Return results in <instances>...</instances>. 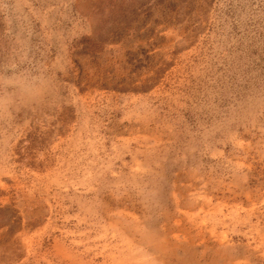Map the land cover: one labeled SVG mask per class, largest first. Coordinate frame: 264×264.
<instances>
[{
	"label": "rangeland",
	"instance_id": "374dc122",
	"mask_svg": "<svg viewBox=\"0 0 264 264\" xmlns=\"http://www.w3.org/2000/svg\"><path fill=\"white\" fill-rule=\"evenodd\" d=\"M0 264H264V0H0Z\"/></svg>",
	"mask_w": 264,
	"mask_h": 264
}]
</instances>
